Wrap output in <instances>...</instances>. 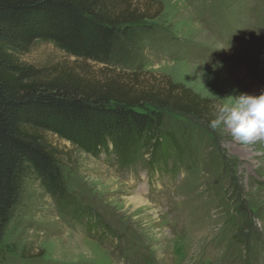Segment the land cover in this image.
Instances as JSON below:
<instances>
[{
  "label": "rangeland",
  "instance_id": "1",
  "mask_svg": "<svg viewBox=\"0 0 264 264\" xmlns=\"http://www.w3.org/2000/svg\"><path fill=\"white\" fill-rule=\"evenodd\" d=\"M160 1L162 14L151 22L158 34L143 31L108 66L84 64L52 41L18 57L95 78L136 72L151 83L166 76L215 105L264 91V0ZM162 112L163 131L184 143V164L174 157L152 163L150 152L125 167L114 153L45 134L63 153L73 202L66 209L39 180L28 182L29 200L1 264H264V139L245 144L213 130L215 116Z\"/></svg>",
  "mask_w": 264,
  "mask_h": 264
},
{
  "label": "trees",
  "instance_id": "2",
  "mask_svg": "<svg viewBox=\"0 0 264 264\" xmlns=\"http://www.w3.org/2000/svg\"><path fill=\"white\" fill-rule=\"evenodd\" d=\"M162 10L160 0H0V264L29 200L28 182L39 180L66 209L73 202L63 153L45 134L91 153H114L125 167L150 152L152 163L174 157L181 165L184 143L163 131L162 110L204 121L215 116L212 99L166 76L151 83L136 72L95 78L72 65L37 67L18 57L37 41H52L84 64L108 66L143 31L158 34L151 22ZM98 228L105 230L100 222Z\"/></svg>",
  "mask_w": 264,
  "mask_h": 264
},
{
  "label": "clouds",
  "instance_id": "3",
  "mask_svg": "<svg viewBox=\"0 0 264 264\" xmlns=\"http://www.w3.org/2000/svg\"><path fill=\"white\" fill-rule=\"evenodd\" d=\"M216 105L213 130H228L232 137L249 144L264 139V91L259 95L241 93L222 99Z\"/></svg>",
  "mask_w": 264,
  "mask_h": 264
},
{
  "label": "bare ground",
  "instance_id": "4",
  "mask_svg": "<svg viewBox=\"0 0 264 264\" xmlns=\"http://www.w3.org/2000/svg\"><path fill=\"white\" fill-rule=\"evenodd\" d=\"M257 90H259V87H257Z\"/></svg>",
  "mask_w": 264,
  "mask_h": 264
}]
</instances>
